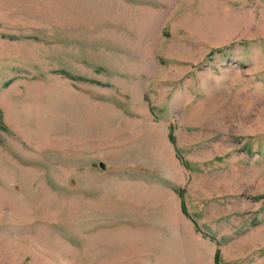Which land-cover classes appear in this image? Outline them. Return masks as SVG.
Instances as JSON below:
<instances>
[{"label":"rangeland","instance_id":"374dc122","mask_svg":"<svg viewBox=\"0 0 264 264\" xmlns=\"http://www.w3.org/2000/svg\"><path fill=\"white\" fill-rule=\"evenodd\" d=\"M260 195L264 0H0V264H264Z\"/></svg>","mask_w":264,"mask_h":264},{"label":"crops","instance_id":"0c3cea01","mask_svg":"<svg viewBox=\"0 0 264 264\" xmlns=\"http://www.w3.org/2000/svg\"><path fill=\"white\" fill-rule=\"evenodd\" d=\"M193 224V223H192ZM210 246H208V248L206 247V250L204 252H200L199 254L202 257V261L203 264H214L215 262V255L217 254V252L215 251V248H209ZM217 259H218V255H217Z\"/></svg>","mask_w":264,"mask_h":264},{"label":"trees","instance_id":"16d2710c","mask_svg":"<svg viewBox=\"0 0 264 264\" xmlns=\"http://www.w3.org/2000/svg\"><path fill=\"white\" fill-rule=\"evenodd\" d=\"M168 137H171V135H169ZM179 193H180V191H179ZM256 199H258V200L261 199L264 202V195H260L259 197H256ZM180 210L183 213V211H184L183 204L180 205ZM217 263H218V259H217V254H216L215 255V262H214V264H217Z\"/></svg>","mask_w":264,"mask_h":264}]
</instances>
